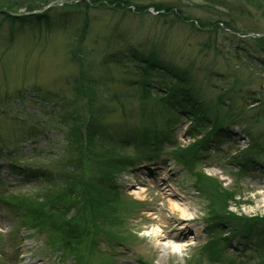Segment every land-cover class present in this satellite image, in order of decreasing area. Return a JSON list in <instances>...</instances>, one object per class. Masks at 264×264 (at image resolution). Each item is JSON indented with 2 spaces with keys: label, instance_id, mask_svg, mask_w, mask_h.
<instances>
[{
  "label": "rangeland",
  "instance_id": "rangeland-1",
  "mask_svg": "<svg viewBox=\"0 0 264 264\" xmlns=\"http://www.w3.org/2000/svg\"><path fill=\"white\" fill-rule=\"evenodd\" d=\"M26 1L34 8L14 11L17 21L0 9L2 172L8 174L15 149L27 160L33 151L59 147L62 138L55 133L60 129L51 127L61 115L60 103L54 95L41 99L47 92L71 97L80 83L81 60L91 80L111 96H123L99 101L103 112L113 111L104 119L110 130H128L147 140L141 135L135 141L129 152L134 165L115 174L123 203L102 192L87 210L85 217L97 232L84 235L90 226L77 222L86 194L82 189L63 197L70 205L66 217L80 223L76 238L64 220L67 235H42L32 228L34 221L30 228L16 212L0 206L7 250L0 264H264V0H133L127 12L104 1L82 0L89 7L81 11ZM136 4L145 12L139 13ZM30 12L35 15L27 17ZM220 18L235 26L212 25ZM126 42L156 56L147 80L158 93L145 103L140 91L133 97L125 83L135 72L144 78L141 70L130 69L131 75L123 65L106 62ZM220 96L231 102L232 111L217 103ZM33 117L50 126L35 140L22 134L36 125L29 120ZM206 137L222 143L206 147L200 142ZM119 154L115 150L113 157ZM99 156L88 152L81 157L88 180L103 167ZM31 160L60 173L57 158ZM77 160L64 163L79 171ZM27 190L12 196L29 208V201L41 206L44 191ZM173 203L186 211L189 222H171L179 216ZM55 218L44 220L45 225L59 228ZM173 233H182L183 239L173 244L157 240ZM51 235L58 240L56 248ZM16 236L21 239L17 245Z\"/></svg>",
  "mask_w": 264,
  "mask_h": 264
},
{
  "label": "trees",
  "instance_id": "trees-1",
  "mask_svg": "<svg viewBox=\"0 0 264 264\" xmlns=\"http://www.w3.org/2000/svg\"><path fill=\"white\" fill-rule=\"evenodd\" d=\"M99 1L107 2L110 5L123 6L125 8H121L123 12H127L126 7H129L133 3V0H93L94 3ZM26 0H2L0 1V9H3L5 13H8L11 18L10 12L19 11L21 9H26L28 11H32L34 6L26 3ZM137 11L139 13H144L146 7L135 5ZM13 17V16H12ZM16 19V17H13ZM226 22L228 28L235 26L232 22H229L223 18L217 19V21L212 25H217L219 22ZM75 55L76 54L75 52ZM155 54L152 51L145 50L139 47L136 44L124 43L117 51L109 53L107 55L108 63L120 64L123 65L124 68L129 70V74L133 75L134 70H141V73L144 78L139 79L137 76L138 73L135 72V76L130 77L125 80V83L131 88V91L135 95L133 97H137L140 91V101L142 103L147 102L152 99L154 93H158V89L155 86H152L149 83L148 77L150 73H154L155 66ZM82 61V72L80 77V83L76 82L75 88L73 90L72 96L67 97L63 93H54L51 92L45 93L43 96L46 101L49 97L50 99L55 96V100L59 101L60 108H58V112H61L59 118L55 117V121L53 122V128H59V133H55L56 136L62 138L59 147L55 148V150L51 151L47 155L50 157L43 156L42 154L33 153L27 160L24 158H19V152L17 149L12 151L11 157H16L14 161H10V171L14 176H20V181H7L3 177H0V189L3 192L0 195L5 197V200L9 204V206L16 211L22 212L21 221H24L25 225H29L32 227L31 222L34 221L36 226L34 225L32 228L35 231L47 233L53 232V234L63 233L67 235L66 230H64V226L62 224V220L65 223L70 224L68 230L72 228V234L76 238L82 231L78 228L81 222L84 227H89V221L86 219L87 210H92V206H95L94 199L100 198L102 192H109L107 196L114 198L118 196V199L121 203V194L120 190H118V185L116 183L115 174L120 171L122 167H130L133 164V158H130V150L136 145L135 141L142 135L136 134L132 132H112L108 125L104 122V119L107 114H112V109L109 111L104 110L103 112V104L99 103L104 98H109L112 100H122L123 96L114 94L111 96L109 90H106L103 85H100V82L97 80H91L89 75L86 74V69L84 65V61ZM157 70V69H156ZM146 73V74H144ZM40 90V89H38ZM40 93V91H39ZM138 94V95H136ZM41 95V93L39 94ZM172 98H176L179 101H184L185 98L182 96L181 98H177L175 93H172ZM8 97H6L7 100ZM223 96H220L217 99L218 104H224L230 111L233 110V106L231 102L226 104L225 100L223 101ZM87 100L88 105L85 103ZM99 103V108H96ZM57 112V111H54ZM32 123H36V125H31L29 129L24 130L22 134L27 138H32L35 140L40 136H44L46 130L50 129V126L46 125V123L42 122L41 119L29 118ZM203 131V130H202ZM144 132L143 134H145ZM143 140H147L144 135H142ZM213 139H209V137L203 138L200 142H203V145L206 147L212 145ZM208 142V143H207ZM213 145H220V141H214ZM67 143V144H66ZM207 143V144H206ZM117 150L120 154L118 158H114V151ZM90 153V155L101 154L98 157V161L102 163L103 167L98 166L94 170V174L87 175L88 172L85 169V163H82L84 158H81L83 154ZM178 155V154H177ZM78 158V169L74 165H72L71 169L65 165L66 161H73L74 157ZM33 158H48L49 160H53L57 158L60 163L58 165L60 167H56L55 169L59 170L60 173L58 175L55 174L54 169L46 168L43 164L39 162H35L31 160ZM176 159L177 156L175 155ZM33 161L34 163H26L27 161ZM178 160H180L178 158ZM181 161V160H180ZM38 163V164H35ZM80 163V168H79ZM84 167V171H81V167ZM87 173V174H86ZM80 174V177H79ZM18 182V183H16ZM23 183L20 185V183ZM16 183V184H14ZM27 192H38L44 191V200L41 203V206H38L34 201H29L30 208L24 205L22 202L18 201L15 197H13V193L17 191L26 190ZM77 186H80L78 189ZM86 192L84 195L83 204L81 209L84 210V215H81V219L73 224V219L66 217V213L70 209V205L65 204L66 200L63 197H72L75 192L81 191ZM106 196V197H107ZM112 200V199H110ZM65 201V203L63 202ZM124 202H126L124 200ZM56 216L55 220L59 219L60 223H58V227L55 224L45 225L44 220L48 221L52 220L53 217ZM45 228V229H42ZM90 230L92 232H97L98 229L95 227H91L84 232V235ZM60 231V232H59ZM83 236V235H82ZM81 237V236H80ZM53 240L58 243L57 239L53 237Z\"/></svg>",
  "mask_w": 264,
  "mask_h": 264
},
{
  "label": "bare ground",
  "instance_id": "bare-ground-1",
  "mask_svg": "<svg viewBox=\"0 0 264 264\" xmlns=\"http://www.w3.org/2000/svg\"><path fill=\"white\" fill-rule=\"evenodd\" d=\"M163 192H166L165 189H162ZM174 206V207H173ZM173 209L174 212L177 213L179 216L172 218L171 222L173 224L175 223H181L184 222V224H186L187 222L190 221V219L186 216V211L180 209L181 207L179 205H177L176 203H173ZM188 226H186L185 228H187ZM183 234L182 233H173V234H165L163 235H159L157 236V240L164 242H170V244H173L174 242H178L181 241L183 239ZM173 242V243H171ZM171 247L173 248V245H171Z\"/></svg>",
  "mask_w": 264,
  "mask_h": 264
}]
</instances>
